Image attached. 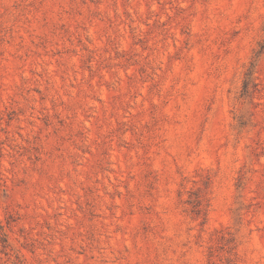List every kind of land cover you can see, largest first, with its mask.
Masks as SVG:
<instances>
[{"label": "rangeland", "instance_id": "rangeland-1", "mask_svg": "<svg viewBox=\"0 0 264 264\" xmlns=\"http://www.w3.org/2000/svg\"><path fill=\"white\" fill-rule=\"evenodd\" d=\"M0 264H264V0H0Z\"/></svg>", "mask_w": 264, "mask_h": 264}]
</instances>
